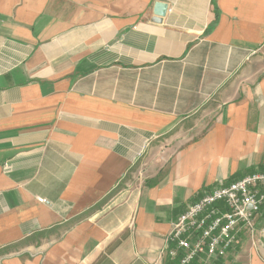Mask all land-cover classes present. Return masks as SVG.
I'll return each instance as SVG.
<instances>
[{"label":"crops","instance_id":"0c3cea01","mask_svg":"<svg viewBox=\"0 0 264 264\" xmlns=\"http://www.w3.org/2000/svg\"><path fill=\"white\" fill-rule=\"evenodd\" d=\"M259 171L264 0H0V264H177L176 219ZM256 228L191 264H264Z\"/></svg>","mask_w":264,"mask_h":264},{"label":"built area","instance_id":"2783aa9c","mask_svg":"<svg viewBox=\"0 0 264 264\" xmlns=\"http://www.w3.org/2000/svg\"><path fill=\"white\" fill-rule=\"evenodd\" d=\"M263 204L264 171L215 187L176 219L168 235L173 246L168 245L162 255L179 258L177 264H191L199 257L207 262L225 257L242 233L255 237Z\"/></svg>","mask_w":264,"mask_h":264},{"label":"rangeland","instance_id":"374dc122","mask_svg":"<svg viewBox=\"0 0 264 264\" xmlns=\"http://www.w3.org/2000/svg\"><path fill=\"white\" fill-rule=\"evenodd\" d=\"M206 117H208V115L202 114L201 117H199V118L206 119ZM203 124H205V122L203 123V121H202L201 125H203ZM197 129H198L197 128V118H194V119H192L186 123L181 122L180 124H178V126L176 127V130L174 131L173 134H175V133L180 134V132L182 133V131H183V133L185 134L186 137H179L178 136V138H173V136H175V135L172 134V135H169L168 136L169 138L164 140L163 142L165 143L166 148H167V147H171L172 144L174 145L178 142H181L182 140H185L186 138L192 139V137L196 136ZM136 177L137 176L132 178V183H131L132 186L135 185ZM125 188H127V187H125ZM239 238H238V240H239ZM3 256H6V255L0 254V259H2ZM211 261H213V260H211Z\"/></svg>","mask_w":264,"mask_h":264},{"label":"water","instance_id":"95a60500","mask_svg":"<svg viewBox=\"0 0 264 264\" xmlns=\"http://www.w3.org/2000/svg\"><path fill=\"white\" fill-rule=\"evenodd\" d=\"M168 10V5L162 1H158L155 4V14L157 16L163 17Z\"/></svg>","mask_w":264,"mask_h":264}]
</instances>
